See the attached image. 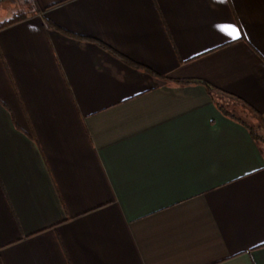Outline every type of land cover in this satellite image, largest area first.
Here are the masks:
<instances>
[{
  "label": "crops",
  "instance_id": "0c3cea01",
  "mask_svg": "<svg viewBox=\"0 0 264 264\" xmlns=\"http://www.w3.org/2000/svg\"><path fill=\"white\" fill-rule=\"evenodd\" d=\"M6 1L0 264H264V0Z\"/></svg>",
  "mask_w": 264,
  "mask_h": 264
},
{
  "label": "trees",
  "instance_id": "16d2710c",
  "mask_svg": "<svg viewBox=\"0 0 264 264\" xmlns=\"http://www.w3.org/2000/svg\"><path fill=\"white\" fill-rule=\"evenodd\" d=\"M2 1V0H0ZM28 2L31 4L32 0H28ZM33 5V2H32ZM29 12L25 11V10H19L14 12L13 14H11L9 17L3 19L0 21V29L3 27H6L8 25H11L13 23H16L18 21L23 20L24 18H26L28 16ZM177 82L179 83H191V82H201L204 83L207 87V90L211 93L212 92V88L205 82L203 81H197V80H177ZM220 110H222L223 113L228 114V112H226V110L222 107L219 106ZM258 120H259V126H264V118H262V116H260V114H258ZM252 134L255 136V138L260 141V142H264V137H262L259 133H257V131L252 132Z\"/></svg>",
  "mask_w": 264,
  "mask_h": 264
},
{
  "label": "rangeland",
  "instance_id": "374dc122",
  "mask_svg": "<svg viewBox=\"0 0 264 264\" xmlns=\"http://www.w3.org/2000/svg\"><path fill=\"white\" fill-rule=\"evenodd\" d=\"M18 9L16 1L3 2L2 5H0V18L10 15Z\"/></svg>",
  "mask_w": 264,
  "mask_h": 264
}]
</instances>
